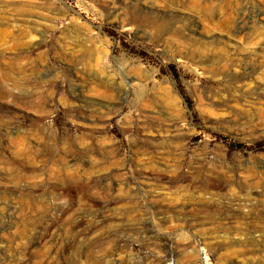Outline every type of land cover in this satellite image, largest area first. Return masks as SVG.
Here are the masks:
<instances>
[{
	"label": "rangeland",
	"instance_id": "1",
	"mask_svg": "<svg viewBox=\"0 0 264 264\" xmlns=\"http://www.w3.org/2000/svg\"><path fill=\"white\" fill-rule=\"evenodd\" d=\"M223 1L0 0V264H264V10L207 41Z\"/></svg>",
	"mask_w": 264,
	"mask_h": 264
},
{
	"label": "bare ground",
	"instance_id": "2",
	"mask_svg": "<svg viewBox=\"0 0 264 264\" xmlns=\"http://www.w3.org/2000/svg\"><path fill=\"white\" fill-rule=\"evenodd\" d=\"M196 2H197V0H195ZM220 1V0H219ZM223 1V0H222ZM225 1V0H224ZM223 1V2H224ZM237 2V5L235 6V5H233V6H225V7H221V10H223V13L222 14H224V16H225V14H226V19H224V17H223V19H221L222 17H220V20L221 21H219V20H215L214 18H215V16L213 17L212 15H209V16H199V19H198V24H199V26L197 25V24H195V21H193L191 24H192V26L193 27H195V28H198V27H200L199 29H201V31L202 30H204V29H206V28H209L208 29V31H209V35L205 38L207 41H215V40H220L221 38V36H220V34H218L217 33V31H219V30H221L222 31V33H226L228 36H232V34H233V32L234 31H245V29H246V27H247V25H248V23H249V15H248V13H247V8L249 7V3L251 2L256 8L255 9H257L258 7V9H262V10H264V0H236ZM250 1V2H249ZM162 3V2H161ZM194 5H195V2L193 3ZM167 5H169V4H167ZM206 7H207V5H205ZM166 7V6H165ZM203 7V6H202ZM162 9V8H161ZM205 9V8H204ZM207 9V11H208V8H206ZM254 9V10H255ZM161 11V10H160ZM117 12V11H116ZM262 12V11H261ZM260 12V13H261ZM119 13V12H118ZM117 13V14H118ZM206 13H208V12H206ZM263 13V12H262ZM115 14V13H114ZM116 14V15H117ZM120 14V13H119ZM159 14V13H158ZM211 14V13H210ZM115 15V16H116ZM120 17H122V15L120 14L119 15ZM117 17V16H116ZM140 17H143V16H140ZM127 18V17H126ZM150 18V17H149ZM152 18V17H151ZM207 18H209V21H206L207 20ZM135 19V18H134ZM131 20L132 21V23H133V21H136V19L135 20ZM139 19V18H138ZM144 19V18H143ZM165 19V18H164ZM163 19V20H164ZM119 20V19H118ZM123 20V22H124V24H126V23H130L131 21H128L127 20V22L126 21H124L125 19H124V16L121 18V21ZM120 21V20H119ZM167 21H169V20H167ZM126 22V23H125ZM165 22V21H164ZM170 22V21H169ZM183 24H186V23H183ZM144 26L145 25H147L148 27H151V28H154V30H162V29H164V28H166L167 29V27H166V25L163 23V21L162 20H160V19H151V20H146L145 21V23L143 24ZM179 25H181V24H179ZM188 25V24H187ZM141 27V26H140ZM190 27V26H189ZM174 29V28H173ZM172 29V30H173ZM179 29H181V27L179 28ZM153 30V31H154ZM168 30H170V29H168ZM155 31V32H156ZM174 31V30H173ZM184 31V30H183ZM165 32V31H164ZM248 33V35H250V33L249 32H247ZM174 34V33H173ZM176 34V33H175ZM174 34V35H175ZM178 34V33H177ZM170 35H171V33H170ZM257 35L258 36H261L260 34H258L257 33ZM178 36V35H177ZM172 37V36H171ZM174 37V36H173ZM180 37V36H179ZM202 37V36H201ZM198 38V37H197ZM203 38V37H202ZM175 39H176V37H175ZM193 39V38H192ZM180 40V39H179ZM179 40L177 41V42H179ZM197 40V39H196ZM199 40H200V38H199ZM203 40H204V38H203ZM174 41V40H173ZM201 42H199V44H200ZM171 44H173L172 42L170 43V45ZM178 45H180V44H178ZM178 45H175L176 47L178 46ZM262 45V44H261ZM174 46V45H173ZM174 46V47H175ZM182 46H184V45H182ZM182 46H178V48H181ZM263 47V46H262ZM176 50H178V49H176ZM180 51H183V47H182V50L180 49ZM176 52H178V51H176ZM180 53V52H179ZM179 53H177V54H179ZM181 54H184V53H181ZM193 59V58H192ZM84 73H85V71H84ZM208 92V91H207ZM206 92V95H205V99L206 100H209L210 101V99H211V97H210V94L209 93H207ZM105 93H107V92H105ZM203 93V92H202ZM204 94V93H203ZM202 94V95H203ZM199 95H201V93L199 94ZM201 95V96H202ZM202 98H203V100H204V97L202 96ZM220 98V97H219ZM200 100H201V98H199ZM213 100H214V98H213ZM226 100H228V98L226 99ZM234 100V99H233ZM232 100V101H233ZM247 100V99H246ZM245 100V101H246ZM248 100H250V99H248ZM247 100V101H248ZM252 100V99H251ZM250 100V101H251ZM205 101V100H204ZM230 101H231V99H230ZM244 101V100H243ZM224 102H226L225 100H224ZM223 102V103H224ZM251 102H253V101H251ZM250 102V103H251ZM201 103V102H200ZM210 103V102H209ZM214 103V102H213ZM223 103H222V105L220 104L219 106H223ZM227 103V102H226ZM233 103H235V102H233ZM242 103V102H241ZM245 103V102H244ZM215 104V103H214ZM236 105V107H237V104L238 103H235ZM253 104V103H252ZM201 105V104H200ZM227 105V104H226ZM229 105V104H228ZM227 105V106H228ZM246 105V104H245ZM249 105V104H248ZM247 105V106H248ZM255 105V104H254ZM212 106V105H211ZM210 106V107H211ZM218 106V107H219ZM238 106H239V104H238ZM242 106V108H244V105L242 104L241 105ZM253 106V105H252ZM256 106H258V105H256ZM205 107V106H204ZM207 107V106H206ZM215 106L213 105V108H214ZM230 107V106H229ZM227 107L228 109H230V108H232V107ZM223 108V107H222ZM224 108H225V104H224ZM226 108V109H227ZM235 108V107H234ZM239 108V107H238ZM241 108V109H242ZM253 108V107H252ZM251 108V109H252ZM255 108V107H254ZM259 108V107H258ZM226 109H222V110H226ZM227 109V110H228ZM241 109H239V110H241ZM247 109V107H245V110ZM250 109V108H249ZM248 109V110H249ZM206 110H207V108H206ZM232 110H233V112H234V109L232 108ZM247 110V111H248ZM253 110V109H252ZM255 110V109H254ZM228 112H229V110H228ZM241 112V111H240ZM239 112V113H240ZM250 112V111H249ZM231 113V112H230ZM222 114H224V113H222ZM229 114V113H228ZM228 114L226 115V113H225V116H228ZM246 114V113H245ZM251 114V113H250ZM249 114V116H252V115H250ZM258 114V113H257ZM260 115H262V113H259ZM234 115V114H233ZM232 115V118L234 119V116ZM238 115V114H237ZM264 115V114H263ZM207 116V115H206ZM242 116V115H241ZM243 116H245V115H243ZM259 116V115H258ZM88 117V116H87ZM208 117V116H207ZM222 117V116H221ZM231 117V116H230ZM236 117V116H235ZM240 117V116H239ZM261 117V116H260ZM259 117V118H260ZM238 118V117H237ZM247 118V117H246ZM257 118V117H256ZM85 119V118H84ZM90 119H92V118H90ZM242 119V118H241ZM255 119V118H254ZM262 119V118H261ZM263 119H264V117H263ZM229 120V119H228ZM239 120V119H238ZM245 120V119H244ZM226 121V120H225ZM256 121V120H255ZM238 122V121H237ZM236 122V123H237ZM243 122V121H242ZM252 122V121H251ZM258 122V121H257ZM260 122H262L261 120H260ZM169 123V122H168ZM171 123V122H170ZM222 123V122H221ZM224 123V122H223ZM245 123V122H244ZM254 123H256V122H254ZM263 123V122H262ZM86 124V123H85ZM88 124H90V123H88ZM88 124H87V126H88ZM93 125V124H92ZM170 125V124H169ZM174 125V124H173ZM176 125V124H175ZM225 125V124H224ZM228 125V124H227ZM227 125H225V126H227ZM231 125V124H230ZM258 125V124H257ZM262 125V124H261ZM101 126V125H100ZM103 127V126H102ZM168 127H170V126H168ZM253 127V126H252ZM94 128V127H93ZM104 128V127H103ZM171 128H173V127H171ZM179 128V127H178ZM228 129L230 128V127H227ZM233 129V128H232ZM232 129H230V131H232ZM244 129L245 128H243V131H244ZM93 130V129H92ZM172 130V129H171ZM237 130V129H236ZM242 130V129H241ZM240 130V131H241ZM254 130V133H258L259 131H262V130H264L261 126H260V124L256 127V128H254L253 129ZM178 132V131H177ZM234 132V131H233ZM236 132H238V131H236ZM170 133V132H169ZM174 133H175V131H174ZM173 133V134H174ZM242 133V132H241ZM250 133V132H249ZM248 133V134H249ZM252 133V132H251ZM250 133V134H251ZM177 134V133H176ZM236 134V133H235ZM240 135V134H239ZM242 135V134H241ZM254 135V134H253ZM177 136V135H176ZM245 136V135H244ZM173 138V137H172ZM170 140V139H169ZM39 145V144H38ZM157 146H159V145H157ZM162 148V147H161ZM156 150H158V149H156ZM248 161V160H247ZM251 161V160H250ZM246 162V161H245ZM246 166H247V164H245ZM260 165V164H259ZM244 166V165H243ZM249 166V165H248ZM258 165L257 164H250V168L251 169H255L256 167H257ZM263 167H264V165H263ZM229 168V167H228ZM257 168H259V167H257ZM256 168V169H257ZM256 171V170H255ZM232 173V172H231ZM248 174V173H247ZM219 178V177H218ZM214 182V181H213ZM206 188V187H205ZM205 188H204V190H205ZM222 188V187H221ZM225 189V188H224ZM260 190V189H259ZM258 190V191H259ZM256 191V190H255ZM248 193H250V192H248ZM218 194V193H217ZM213 195V194H212ZM216 195V194H215ZM249 195V194H248ZM231 205V204H230ZM232 206V205H231ZM229 208V207H228ZM232 208V207H231ZM238 209V208H237ZM262 210V209H261ZM218 211V210H217ZM230 211V210H229ZM237 211H239V210H237ZM222 212V211H221ZM220 212V213H221ZM234 212V211H233ZM230 213V212H229ZM238 213H240V212H238ZM238 213H234L235 215H237V216H239L238 215ZM233 214V215H234ZM242 214V213H241ZM230 216V215H229ZM226 217V216H225ZM229 218V217H228ZM227 222V221H226ZM263 222V221H262ZM264 223V222H263ZM223 224H226V223H223ZM229 227V226H228ZM247 227V226H246ZM248 228V227H247ZM264 229V228H263ZM239 230V229H238ZM242 230V229H241ZM250 233V232H249ZM238 234V233H237ZM264 234V233H263ZM245 235V234H244Z\"/></svg>",
	"mask_w": 264,
	"mask_h": 264
}]
</instances>
